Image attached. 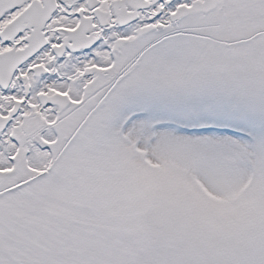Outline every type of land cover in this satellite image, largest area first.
<instances>
[{"label":"snow or ice","instance_id":"6c2138e0","mask_svg":"<svg viewBox=\"0 0 264 264\" xmlns=\"http://www.w3.org/2000/svg\"><path fill=\"white\" fill-rule=\"evenodd\" d=\"M0 264H264V0H0Z\"/></svg>","mask_w":264,"mask_h":264}]
</instances>
